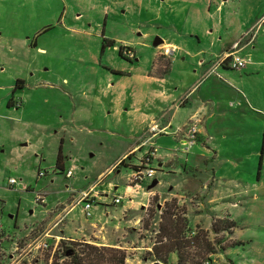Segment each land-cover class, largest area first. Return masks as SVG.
Masks as SVG:
<instances>
[{"label": "rangeland", "instance_id": "374dc122", "mask_svg": "<svg viewBox=\"0 0 264 264\" xmlns=\"http://www.w3.org/2000/svg\"><path fill=\"white\" fill-rule=\"evenodd\" d=\"M261 21L264 0H0V264H52L62 238L50 243L47 236V248L25 247L41 228L51 234L63 224L64 235L77 239L65 241L93 243L110 235L126 254L124 264H176L174 251L166 261L154 260L148 251L162 235L160 211L172 204L184 217L189 206L163 198L187 190L199 195V211H190L189 226L211 223V190L223 197L219 216L226 211L222 207L231 206L235 244L225 246L235 234L221 224L216 231L196 227L187 233L200 229L214 247L209 263L264 264V67L221 70L224 80L215 73L201 79L204 98L220 106L206 123L211 138L186 154L177 152L175 168L152 158L153 177L127 194V178L145 146L119 164L136 144L128 132L132 122L108 115L107 99L96 98L136 68L148 70L158 51L155 36L189 50L200 45L214 58L220 49L217 41L210 45L211 36L233 35L254 24L257 38L248 52L253 61L264 60V27L255 28ZM123 46L133 58L119 54ZM194 64L189 55L176 59L170 77H188ZM199 84L192 85L194 91ZM173 128L152 138L157 155H169L177 144ZM11 177L16 183L8 182ZM153 178L157 183L148 188ZM89 186L102 195L101 202L91 203L90 217L81 203L58 227L48 222L54 208ZM37 193L44 195L43 204L36 202ZM115 195L120 202L113 203ZM128 197L137 204L129 207ZM91 222L104 233L78 238ZM192 246L186 250L196 261L207 259L201 245Z\"/></svg>", "mask_w": 264, "mask_h": 264}, {"label": "crops", "instance_id": "0c3cea01", "mask_svg": "<svg viewBox=\"0 0 264 264\" xmlns=\"http://www.w3.org/2000/svg\"><path fill=\"white\" fill-rule=\"evenodd\" d=\"M253 25L254 24H252L251 27L246 28L243 32L241 31V26H240L238 29L235 30L233 35H228L229 34L228 32L226 34L219 35V37L211 36L210 45H214L215 41H217V43H219V49H220L219 52L216 53L217 56L214 58L212 57L213 52L211 51L208 52L200 45L196 46L195 50H189L188 48H186V46L184 47L182 43H177L170 40H165V41L162 40L161 42L162 44L159 43L160 44V45L158 44L159 46L156 45L158 51L154 55V58L152 59L151 65L148 68V70L142 68H136V72L133 73L130 78L123 77L121 79H118L117 81L113 82L108 86L109 90H105V92H101L100 95L96 96L97 101H100L101 98L107 99L109 106V110L107 112L108 115L110 114L114 116L119 115L118 121H121L122 116H124L123 120L125 121V123L132 122V125L128 128V132L130 133L131 137H134L136 144L134 147L128 149L123 154L122 157H125L126 154L127 155L130 153L133 154L137 147L139 150L143 148V146H145L144 149H146V147L149 146V144L147 143L142 144V142L143 139L146 137L148 126L153 121L158 123L160 127L167 126L166 127L167 132L169 128L174 127L172 129L173 131L172 133L177 142V144L173 147L174 149L179 145V140H178L179 134L176 135L174 133L175 129L178 126H180L182 123L187 121L191 116H196L200 122L198 123V132L195 143L201 141L203 145H206L207 140L211 138V136L208 134V130L206 129V123L213 116L220 113L219 112L220 106L217 105V101L210 100L209 98H204L205 97L204 94L201 93L204 82L201 81V79L206 78L211 73H215V75L217 74L216 77L222 79V77L219 75L221 70L224 71L228 69H234L228 67L226 64L214 66L216 60L219 57H221L225 53V51H234L242 56H247L251 59L248 51H250L251 48L255 47L254 41L257 38L256 30L254 29ZM263 27H264V21L257 23L255 26V28H257L258 30H260ZM236 41H240L238 47L236 49L231 50L232 44ZM164 48H170L169 52L166 53L164 51ZM185 55H189L192 58V60L195 61V64L193 65L194 67L192 73L188 77H186L185 75L184 76L181 75L177 78H171L170 64L172 62L174 63L176 59H184ZM256 67L258 68L264 67V60L260 59L258 61L256 60L253 61L251 59V62L247 64L245 68L236 69V70H249V71L253 69L257 70ZM184 72H186V70ZM191 76H194V78L192 79ZM234 80L239 83V80L237 78ZM199 82H200L199 86L194 91L193 90L194 86L192 85L194 83L198 84ZM210 84L213 85L212 91H215L214 87H217L216 83L214 82L208 83V85ZM230 103L231 101L228 103L229 106L234 105L233 102L232 104ZM193 105L194 107H192ZM194 144L189 148V150L194 146ZM173 149L171 150L169 155H161V156L157 155L156 159L159 165H163V166L166 165L175 168L176 162L181 157L179 154L183 152L173 151ZM143 151L141 152V154L143 153ZM177 152H179V154H177ZM140 155L138 157H140ZM113 166H115V163L111 167ZM185 169H186V164H183L182 170ZM210 185H212V183ZM129 190L130 189L127 187L126 184L125 194L130 192ZM148 193H150V191H148ZM198 197L199 195L197 194L194 195L193 192L187 190L186 192L183 193V195L173 194L170 197H164L163 201L168 198L169 199L176 198L174 199L176 204L178 203L186 204L188 202L189 206L186 207L185 212L183 213L184 217L186 218V221H188L189 213L191 210L196 213L199 211L198 203L195 202V200ZM99 198L100 199H97L95 201L101 202L102 195H100ZM221 198L223 197L218 196L215 190H211V197L208 198L207 201L210 204L214 203L213 206H210V208H208V211H210V216L212 218V221L211 223L205 224L200 220L199 222H195L194 226H189V224L187 223L191 231L195 230L196 227H199L204 231L207 230L211 232V224L215 219L226 218L234 222L232 217V212H230L229 210V207H231L229 205V202L227 203L229 205L228 207H222L223 209H226V211L223 212L222 216H219L217 214V212L220 211V205H222V203L218 202ZM127 203L130 204L129 207L135 206L137 204V202L135 203L132 202L131 199H129ZM58 206H60V208L59 209L57 207L54 208V210L52 211L54 212V215L48 222L55 220L57 213H59V210L64 205L60 204ZM213 210L215 212H212ZM48 222L43 224L46 225L48 224ZM209 225L210 228L208 229ZM63 226L64 224L62 225V227L58 229L56 228L50 234V236L47 239L50 243L52 242L54 243L56 240H59L60 238L77 240L74 237H69L64 235ZM42 230H44V228H41L40 231L38 230L39 231L38 233H41ZM103 230L104 229L102 226L98 228L96 224L91 222L90 224H88V226L86 227L83 226L82 230H80L81 234L79 235L78 238L85 236L91 237V235L97 238L98 234L96 233L98 232L104 233L105 230L104 231ZM226 230L231 231L232 235L235 234L234 226ZM37 234H35V236ZM232 235H229L227 239L230 240V237ZM104 239L105 241H98L96 239H92V241L90 242L105 246H117V241L113 240L110 235H106V238L104 237ZM231 240L239 241V239L236 237V234L235 236H232ZM222 251H224V249Z\"/></svg>", "mask_w": 264, "mask_h": 264}, {"label": "trees", "instance_id": "16d2710c", "mask_svg": "<svg viewBox=\"0 0 264 264\" xmlns=\"http://www.w3.org/2000/svg\"><path fill=\"white\" fill-rule=\"evenodd\" d=\"M119 54L123 56L121 47H119ZM130 155L128 154L124 159H121L119 164H124L125 158ZM59 166L62 168V164H59ZM133 167L135 165H132ZM175 208V206L172 207V204H170L166 209L160 211L159 231L161 230L162 235L157 242L158 245H153L151 251L148 252L153 256L154 260L166 261L169 253L174 251L177 254L176 264H203V261L199 263L186 250L187 246L192 243L193 246L199 247L201 245V249L203 248L202 250L208 253L207 259L211 260L210 254L214 253V247H211V243L209 244L205 240V235L201 233L200 229L195 231L192 236H188L187 233L191 231H189L186 218L180 217ZM217 224H221L222 229L234 226V222L226 218L215 219L211 225L213 231L218 228ZM65 240L60 239L52 264H124L125 262L126 254L123 249L118 247L100 246L86 241ZM236 242L238 241L231 240L225 246L233 245ZM225 246H219V248L223 250ZM60 259L62 260L60 261Z\"/></svg>", "mask_w": 264, "mask_h": 264}, {"label": "built area", "instance_id": "2783aa9c", "mask_svg": "<svg viewBox=\"0 0 264 264\" xmlns=\"http://www.w3.org/2000/svg\"><path fill=\"white\" fill-rule=\"evenodd\" d=\"M240 41H236L232 44V49H236L239 45ZM170 48H164V51L168 53ZM122 53L124 56L128 58H133L134 53L129 49V47H122ZM251 62V59L247 56H242L238 54L237 52L234 51H225V53L219 57L214 66L221 65V64H226L228 67L234 68V69H243ZM232 104V102L230 103ZM199 119L196 116H191L187 121L182 123L180 126H178L174 133L176 135L179 134L178 140H179V145L173 149V151H181L183 153L188 152L189 148L195 143L196 141V136L198 132V123ZM167 126L160 127L158 123L152 122L148 128H147V135L143 139L142 144H149V146L144 149L143 153L138 157L137 159V164L135 167L132 168L131 176L127 178V187L130 189L129 191H137L141 188V184L144 180H147L149 178H152L155 172V169L151 166L148 165L150 160L154 157H157V152L156 148L152 145V138L159 133H168L167 132ZM42 172H38V175H41ZM71 174V170H67L65 173V176H69ZM8 182L10 184L16 183V180L14 178H9ZM101 194L96 193L93 190V187H87V188H82L77 191V194L75 198H71V201L62 206V208L59 210V213H57L55 222L53 226H58L62 219L64 218V215L69 211L74 205L76 204H81L85 217H90L91 212H90V207L91 203L95 201L96 198H99ZM122 197L120 195H115L113 196V203L120 202V199ZM130 199V197H128ZM36 202L39 203H44V195L38 194L35 197ZM42 203V204H43ZM193 233V231H191ZM50 236L49 230H43L41 233H38L36 236L32 238V240L26 245L25 248H32V247H43L47 248L48 243L46 240V237ZM209 260L205 259L203 260V264H208Z\"/></svg>", "mask_w": 264, "mask_h": 264}, {"label": "water", "instance_id": "95a60500", "mask_svg": "<svg viewBox=\"0 0 264 264\" xmlns=\"http://www.w3.org/2000/svg\"><path fill=\"white\" fill-rule=\"evenodd\" d=\"M162 40H163V39H162L161 37H159V36H155V37L153 38V40H152V45L156 46V45H158L159 43H161ZM156 183H157V179H156V178H153L152 181H151V183L148 185V188L153 187Z\"/></svg>", "mask_w": 264, "mask_h": 264}, {"label": "flooded vegetation", "instance_id": "af4514ba", "mask_svg": "<svg viewBox=\"0 0 264 264\" xmlns=\"http://www.w3.org/2000/svg\"><path fill=\"white\" fill-rule=\"evenodd\" d=\"M124 56V55H123ZM124 57H126V56H124ZM126 58H128V57H126ZM129 59V58H128Z\"/></svg>", "mask_w": 264, "mask_h": 264}]
</instances>
